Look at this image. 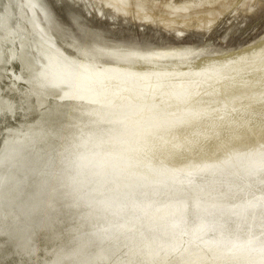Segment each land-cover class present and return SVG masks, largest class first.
<instances>
[{"label":"rangeland","instance_id":"374dc122","mask_svg":"<svg viewBox=\"0 0 264 264\" xmlns=\"http://www.w3.org/2000/svg\"><path fill=\"white\" fill-rule=\"evenodd\" d=\"M263 42L264 0H0V264H147V259H142L145 255L144 252L148 251L147 247L149 248V245L144 244L145 237H147L144 234L145 231L126 239V241H115L113 231L112 233L109 231L108 233L112 235L107 234L109 237L104 239L102 238L104 237L103 233L100 235L103 244L100 239L96 238V233L101 228H106L122 220L127 221L131 217L127 212H124L125 210L121 215L116 216L124 209L123 205L120 213L116 215L111 212L97 213L96 215L93 212L89 213L88 210L75 208L71 210V213L65 214V217L69 216L68 218H64L63 212H67L68 205L72 203L69 201L68 189H60L53 193H49L47 190L53 183V180H50L52 175L66 167L68 151H78L79 149L90 151L103 140L118 138L113 133H118L120 138H124L123 136L132 138L128 141L135 151L128 156H137V160H140L139 166L156 169L162 167L163 164L157 159L162 154L175 153V150L179 152L180 157L183 156L185 164L195 161L197 162L196 167H213L218 166L219 163L225 166L222 168L224 171L222 170L220 176L202 175L205 177H197V182L193 181L195 187L188 186L187 189L183 188V191L181 189L176 191V188L170 187L163 190L164 193L163 191L157 192L158 195L145 192L139 201L144 198L151 199L153 196L151 199L153 205H164L169 200L173 203V201H183L185 198L186 201L190 199V205L193 203L194 205L192 207L187 205L184 209L189 216L193 212L192 219L201 214L199 211H203L199 205H195L194 201L197 199H202L203 202L211 200V202L225 205L223 210L222 205V208L215 203L209 205V209L212 208L213 212L212 214L210 210L207 212L209 218L216 217L218 214V217H222L221 213L223 216L229 214L234 217L232 210L236 208L231 210V206L243 204L244 206L240 205L243 208L240 207L242 210L239 214L241 216L239 218H243L240 220L237 217V223L234 225H232L233 221L229 223L231 226L229 225L225 229L229 231L225 232L226 237L234 236L231 231L237 232L235 225L238 226V233L241 232V235L254 232L256 236H264V230H261L264 229L263 166L252 172L243 167L244 160L250 159L253 152H260L259 149L264 150V106L262 107L264 104L262 103L264 102V48H261L262 52L257 53L256 57L252 56V58V53L246 55L247 59L251 57L248 59L251 63L248 70L235 71L230 67L242 60L241 55L226 56L234 51L257 46ZM150 52L155 54L151 56ZM46 53H51L52 57L49 54L50 58H47L49 55ZM48 60L51 62L48 63ZM45 64L46 66L47 64L48 66L49 64L54 65V71L65 72L64 76L72 74L73 86L68 87L71 84L68 80L66 84L58 81L60 83L58 88L55 89L57 85L54 84L52 88L50 83L45 90L43 86L46 83L44 82H48L47 80L51 77L47 72L48 66L44 69L45 73L42 69L43 65L45 68ZM62 65H64L63 68ZM253 65H257V67H252ZM75 66L79 72L76 71ZM65 67L66 69L70 68V72ZM38 72L39 75H37ZM203 73L205 74L203 75ZM42 76L44 78H37ZM64 76L60 77L63 82H65ZM143 76H146L147 79L143 80L146 78ZM18 78L19 80H17ZM25 80H30L27 84L31 83L32 86L34 81L37 87L30 86L31 89H29L27 87L29 85L24 83ZM82 82L84 83L81 87L76 85ZM163 82L165 86H169L163 85V87ZM147 85L152 87L160 85L163 88L147 90L145 89ZM39 86L42 87L39 88ZM50 87L51 90H48ZM136 88L140 90L139 97L135 101H127ZM247 91L253 96H249ZM232 93L233 95H231ZM126 94L128 95L126 96ZM228 95H231L233 100ZM242 96L250 98L245 100ZM254 97L256 98L254 99ZM236 98L239 102L236 101ZM247 100L250 101L247 102ZM255 103L256 105H254ZM234 104L235 106H232ZM237 104L241 105L242 110ZM243 104L244 106L246 104L247 107L249 105V108L244 110ZM230 106L232 107L230 108ZM236 106L240 111L233 113L232 108L237 110ZM247 109L249 115L244 113ZM254 109L259 113H256L257 111L255 112ZM260 109L263 111L261 112ZM238 113H241L242 116ZM232 114L236 115L232 116ZM255 114L257 115L255 116ZM252 116L255 118L262 116L263 118H259L260 121L255 122L258 118L255 119ZM248 117L250 118L248 119ZM251 118L253 122L250 120ZM236 122L247 126L246 128L252 127V124L255 127L256 123L260 124L261 126L253 131V134L261 136L258 139L260 144L253 140L254 135L252 136V134H249L251 137L248 139L249 141H241L239 137L235 136L240 132V128L236 127L238 123L233 125ZM206 124H209L210 127ZM149 125L154 133H151ZM167 125L170 126L167 127ZM196 126L199 129H205L202 132L196 130L198 129ZM177 127L181 129L178 130ZM261 127L263 129L259 130ZM203 133L206 136H202ZM223 134L225 136L232 135V137L224 141ZM255 142L258 143L257 150L256 146L253 148ZM226 144H229L230 147H226ZM169 147H173L174 152ZM148 154L151 156L146 159ZM109 155L114 157L112 152H109ZM118 156L121 158L115 156L111 159L114 162L117 160L118 163H131L124 157L126 155L118 154ZM101 158L100 152L94 153L92 159H99L103 162ZM144 158L145 160H143ZM234 158L239 159L237 161ZM231 159L234 160L227 164L226 162ZM148 162L152 164H148ZM103 163L107 164V161ZM92 164L93 162L90 163V166ZM106 164H101V169H104L102 167H105ZM75 165L77 166V164ZM94 165L96 163L91 167ZM191 165L195 164H189V166ZM167 166L172 167L173 165ZM38 172H42V178L50 177V179L44 182V187L36 194L29 192V188L35 182ZM63 174V176L59 174V186L68 183L69 176L65 177V173ZM182 174L191 176V173L188 172ZM157 176L159 174H156ZM232 184H234L233 187ZM197 189L198 191H196ZM198 194L200 197L197 196ZM98 196L97 194L91 195L89 199L94 201ZM78 197L76 198L78 199ZM55 212L57 213L55 214ZM59 213L62 214V218L61 216L58 217L59 219L54 218ZM110 215L112 219H110ZM73 217L74 220H72ZM74 221L75 223H73ZM58 222L60 223L58 224ZM107 222L109 223L106 224ZM251 222H255V224ZM61 223L66 224L64 226ZM59 225L61 226L59 227ZM76 225L80 227L78 228ZM99 227L101 228L99 229ZM110 238L115 242H108L111 241ZM96 240L97 242H95ZM132 241L135 243L132 244ZM92 243L95 246H92ZM141 246L147 247L141 249ZM93 249L94 251H92ZM138 249L139 251L143 250V254L138 251L139 258L136 259ZM190 252L195 251L183 253L187 256L183 260L187 261L191 258L193 264L202 262V264H207L205 260H209L208 264H215L216 260V264H222L220 263L221 258L216 259L215 255L211 256L208 250L198 251V254L201 252L203 255L208 252V258L205 255L206 259L204 260L205 256L201 257V254L197 256L193 253L194 260L196 257L200 259H196V262L191 257L192 254L190 258L188 257ZM72 254H75L76 260ZM181 254L179 253V256ZM171 256L174 258L172 254ZM233 257L239 256H230L225 261H232ZM156 258L157 261L155 260L154 264H160L161 259ZM173 258H170L173 262H168L175 263ZM210 259H214V262ZM164 261L167 262V258ZM161 264L163 263L161 262Z\"/></svg>","mask_w":264,"mask_h":264},{"label":"bare ground","instance_id":"6f19581e","mask_svg":"<svg viewBox=\"0 0 264 264\" xmlns=\"http://www.w3.org/2000/svg\"><path fill=\"white\" fill-rule=\"evenodd\" d=\"M18 5V4H17ZM31 6V5H30ZM26 8V7H25ZM24 16V15H23ZM5 32V31H4ZM33 37V36H32ZM40 41V40H39ZM51 47V46H50ZM261 48H264V42L261 43L260 45H257V46H253V47H249V48H246V49H242V50H238V51H234L233 53H230L226 56H229V55H232V54H235V56L237 55H241L242 56V60L241 61H238L237 63L235 64H232L230 67L231 69L235 70V71H243L245 69H247L251 63H249L248 59L251 58L252 56H255L257 53L259 52H262L261 51ZM48 49V48H47ZM22 51V50H21ZM43 51V50H42ZM48 52V51H46ZM251 53L253 55H251V57H249L247 59V54ZM47 55H51L52 57V54L51 53H46ZM155 53L153 52H150L149 55H154ZM42 55V54H41ZM50 55L49 57L47 56V58H50ZM256 57V56H255ZM224 58V57H223ZM253 58V57H252ZM52 59V58H51ZM55 60V59H54ZM53 60V61H54ZM251 61V60H250ZM257 61V60H256ZM51 60H48V63H50ZM65 62V61H64ZM53 63V62H52ZM70 63V62H69ZM56 64V63H55ZM71 64V63H70ZM69 65V64H68ZM261 65V64H260ZM48 66V64H47ZM46 64H45V68H44V65L42 67L44 73L46 72L44 69H46ZM54 66V65H53ZM53 66L49 64V68L47 69L48 71V74L51 76L49 78V80H46L48 82H44L46 83L45 86H43V88L45 87V90L48 88H46V86H48L50 83L52 84V88L54 85H57L55 86V89L56 87L58 88L60 83H65L66 84V81L68 80L71 84L68 86L70 88V86H73V83H72V78H73V75L70 74V75H67V76H64V73H60L64 76V80L65 82H63L60 77L63 78V76L59 75V73L54 69H53ZM59 66V64H58ZM71 68H72V65H70ZM233 66V67H232ZM57 67V66H56ZM62 68L64 67V65L61 66ZM77 66H75L74 68L76 69V71L78 70L76 68ZM251 67V66H250ZM252 67H257L256 66H252ZM262 67V66H261ZM58 68V67H57ZM79 68V67H78ZM59 69V68H58ZM57 69V70H58ZM66 69V67H65ZM258 69V68H257ZM62 70V69H61ZM67 71L70 72V68L66 69ZM73 70V69H72ZM223 70V69H222ZM248 70V69H247ZM43 71L41 72L42 75H43ZM221 71V70H220ZM250 71V70H249ZM72 72V71H71ZM73 72H75V70H73ZM79 72V71H77ZM47 74V73H46ZM205 73H203L204 75ZM208 74V73H206ZM37 75H39V72L37 73ZM41 76V75H40ZM46 76V75H45ZM83 76V75H82ZM201 76V75H200ZM206 76V75H205ZM210 76V75H209ZM212 76V74H211ZM36 77V76H35ZM59 77V79H58ZM143 77H146V76H143ZM202 77V76H201ZM39 79H42L44 78L43 76L40 78V77H37ZM37 78H34V79H37ZM207 78V77H205ZM211 78V77H209ZM33 79V80H34ZM147 79L144 78L143 80ZM19 80V78L17 79ZM44 80V79H43ZM110 80V79H109ZM26 82H24L25 84L29 83L28 80H25ZM28 81V82H27ZM59 81V82H58ZM74 81V80H73ZM81 81V80H80ZM32 82V80H31ZM37 82H40V81H37ZM35 82V83H37ZM113 82V81H112ZM115 82V80H114ZM166 82V81H165ZM33 83V86H35L36 84H34V81L32 82ZM48 83V84H47ZM84 82H82L81 84H76L77 86H80L83 85ZM108 83V82H107ZM194 83V82H193ZM40 84H43L40 82ZM54 84V85H53ZM161 84V83H160ZM165 83L163 82L162 86L164 85ZM29 85V84H27ZM26 85V86H27ZM109 85V84H108ZM30 86H32V84L30 83L29 86V89ZM32 86V87H33ZM41 86V87H42ZM111 86V85H110ZM150 85H147L145 87V89L147 90H160V88L162 89L163 87H161L160 85L159 86H156L154 85L153 87L150 86ZM169 85H166L165 87H167ZM37 87V86H35ZM39 86V88H41ZM51 87L50 89L48 90H51ZM108 87V86H107ZM119 87V86H118ZM117 87V88H118ZM171 87V86H170ZM42 88V89H43ZM111 88V87H110ZM115 88V87H114ZM120 88V87H119ZM185 88V87H184ZM37 90V88H35ZM41 89V90H42ZM107 89V88H106ZM141 89V88H139ZM170 89V88H169ZM53 90V89H52ZM90 90V89H89ZM110 90V89H108ZM115 90V89H114ZM121 90V89H120ZM134 90V89H133ZM175 90V89H174ZM33 91V90H32ZM40 91V90H39ZM44 91V89H43ZM63 91V90H62ZM105 91V90H104ZM116 91V90H115ZM114 91V92H115ZM118 91V89H117ZM123 91V90H122ZM120 91V92H122ZM139 91L140 90H137V88L135 89L134 93H131V95L129 96L128 100L129 102H132V101H135L139 96ZM142 91V90H141ZM144 91V90H143ZM146 91V90H145ZM166 91V90H165ZM35 92V91H34ZM33 92V93H34ZM45 92V91H44ZM89 92V91H88ZM124 92V91H123ZM127 92V91H126ZM147 92V91H146ZM153 92V91H152ZM151 92V93H152ZM235 92V91H234ZM248 92V91H247ZM65 93V92H63ZM113 93V92H112ZM159 93V92H158ZM239 93V92H238ZM238 93H237V96H238ZM240 93H242L240 91ZM246 93V92H245ZM38 94V93H37ZM36 94V95H37ZM41 94H44V93H41ZM61 94V93H60ZM105 94V93H104ZM115 94V93H114ZM116 94H118L116 92ZM124 94V93H123ZM226 94V93H225ZM229 94V93H228ZM249 94V92H248ZM259 94V93H258ZM39 95V94H38ZM83 95V94H82ZM111 95V94H110ZM113 95V94H112ZM119 95V94H118ZM128 94H126L127 96ZM145 95V94H144ZM190 95V94H189ZM233 95V93L231 94ZM231 95L229 96V98L231 97ZM242 95V94H241ZM246 95V94H245ZM252 95L251 93L249 94V96ZM116 96V95H114ZM122 96V95H120ZM119 96V97H120ZM149 96V95H148ZM236 96V95H235ZM240 96V95H239ZM248 96V98L245 96V98H242L246 100L249 99L250 97ZM253 96V95H252ZM255 96V95H254ZM39 97V96H38ZM46 97V96H44ZM49 97V96H48ZM63 97V96H62ZM125 97V96H124ZM259 97V96H258ZM56 98V97H55ZM116 98V97H115ZM126 98V99H127ZM233 97H231L232 99ZM235 98V97H234ZM241 98V97H240ZM256 97H254L255 99ZM46 99V98H45ZM59 99V98H58ZM122 99V98H121ZM125 99V100H126ZM237 99V98H236ZM252 99V98H251ZM253 99V100H254ZM230 100V99H229ZM233 100V99H232ZM240 100V99H239ZM242 100V99H241ZM70 101V100H69ZM196 101V100H194ZM235 101V100H234ZM238 101V99L236 100ZM236 101H235V104H236ZM250 101V100H247V102ZM80 102V101H79ZM125 102V101H124ZM232 102V101H231ZM239 102V101H238ZM245 102V103H247ZM255 102V101H254ZM253 102V103H254ZM83 103V102H81ZM118 103V102H117ZM121 103V102H120ZM119 103V104H120ZM234 103V102H232ZM242 103V102H241ZM244 103V102H243ZM251 103V102H250ZM264 103V102H262ZM261 103V104H262ZM79 104V103H78ZM107 104V103H106ZM122 104H125V103H122ZM200 104V103H199ZM231 104V103H230ZM232 105V106H235ZM240 104V103H239ZM258 104V103H257ZM113 105V104H112ZM118 105V104H117ZM218 105V104H217ZM238 105V104H237ZM253 105V104H251ZM256 105V103L254 104ZM84 106V105H83ZM230 106V108L232 107ZM239 106V105H238ZM235 107V109H237V107ZM246 106V107H245ZM243 104L242 107H244V110L246 108H249V105L247 107V105ZM258 106H260V104H258ZM264 106V104H262V107ZM82 107V106H81ZM80 107V108H81ZM123 107V106H122ZM241 107V105L239 106V108ZM251 107V106H250ZM254 107V106H253ZM251 107V108H253ZM250 108V109H251ZM256 108V106H255ZM259 108V107H258ZM257 108V110H258ZM219 109V108H218ZM241 109V108H240ZM264 109V108H263ZM213 110V109H212ZM216 110V109H215ZM220 110V109H219ZM222 110V109H221ZM233 110V113L234 111H240V110H234V107L232 108ZM242 110V109H241ZM256 109H254V111L256 112L257 111ZM261 112L263 111L262 109H260ZM228 111V110H227ZM253 111V110H252ZM259 111V110H258ZM256 112V113H259V112ZM133 112V111H132ZM144 112V111H143ZM155 112V111H154ZM153 112V113H154ZM193 112V111H192ZM204 112V111H203ZM206 112V111H205ZM244 112V111H243ZM247 111L244 112L246 114H248ZM260 112V114H261ZM146 113V111H145ZM237 113V112H236ZM242 113V111H241ZM240 113V114H241ZM253 114V112H251ZM264 113V111H263ZM77 114V113H76ZM141 114V113H140ZM188 114V113H186ZM191 114V113H190ZM193 114V113H192ZM227 114V113H226ZM239 114V113H238ZM239 114V115H240ZM259 114V115H260ZM80 115V114H79ZM189 115V114H188ZM196 115V114H195ZM219 115V114H218ZM236 115V114H235ZM234 114H232V116H235ZM249 115V114H248ZM247 115V116H248ZM251 115V114H250ZM257 114H255L256 116ZM262 115V114H261ZM147 116V115H146ZM215 116V115H214ZM230 116V115H229ZM242 116V114L240 115ZM255 116L253 118H255ZM190 117V116H189ZM193 118V116H191ZM238 117V116H237ZM212 118V117H210ZM209 118V119H210ZM223 118V117H222ZM244 118V117H243ZM250 117H248L249 119ZM258 118V117H257ZM255 118V119H257ZM259 118H263L262 116L259 117ZM256 120L255 122H259L260 120ZM185 119V118H184ZM191 119V118H190ZM194 119V118H193ZM192 119V120H193ZM213 119V118H212ZM129 120V119H127ZM186 120V119H185ZM189 120V118H188ZM191 120V122H192ZM197 120H199V118H197ZM221 120V119H220ZM252 121V118L250 119ZM145 121V120H144ZM155 121V120H154ZM167 121V120H166ZM183 121V120H182ZM182 121H179V122H182ZM200 121V120H199ZM198 121V122H199ZM235 121V120H234ZM243 121H246V120H243ZM262 121V120H261ZM138 122V121H137ZM153 122V121H152ZM152 122H149L152 124ZM178 122V123H179ZM184 122H187V121H184ZM189 122V121H188ZM197 122V123H198ZM249 122V121H248ZM253 122V121H252ZM140 123V122H139ZM148 123V122H147ZM169 123V122H168ZM171 123V121H170ZM169 123V124H170ZM175 123V122H174ZM196 123V122H195ZM196 123V124H197ZM234 123V122H233ZM238 122H236L235 124L233 125H236ZM250 123V122H249ZM264 123V122H263ZM131 124V123H130ZM166 124V123H165ZM185 124V123H184ZM187 124V123H186ZM191 124V123H189ZM194 124V123H193ZM202 124V123H201ZM200 124V126H202ZM205 124V123H204ZM203 124V126H204ZM221 124V123H219ZM223 124V123H222ZM241 126H239V125ZM236 125V127L238 126L240 128V132H238L237 137L240 138L241 141H244V140H248L249 138H251L249 136V134L253 136V140L254 141H257L258 143L260 142V140H258L261 136H257L256 134H253V131L256 130L257 127H260L261 125L256 123V127L254 124H252L251 126L252 127H248L246 128L247 126H243L241 123H238ZM247 124V123H245ZM137 125V124H136ZM147 125V124H145ZM164 125V124H163ZM176 125V124H175ZM174 125V127H175ZM179 125V124H178ZM181 125V123H180ZM183 125V124H182ZM192 125V124H191ZM212 125V124H211ZM216 125V124H215ZM228 125V124H227ZM249 125V124H248ZM133 126V125H132ZM139 126V125H138ZM153 126V125H152ZM170 126V125H167V127ZM171 126H172V123H171ZM185 126V125H184ZM184 126H182L184 128ZM190 126V125H189ZM193 126V125H192ZM206 126H209V124ZM254 126V127H253ZM263 126V125H262ZM129 127V126H128ZM150 127V125H149ZM148 127V128H149ZM159 127V126H158ZM173 127V129H174ZM197 127V126H196ZM210 127V126H209ZM227 127H230V126H227ZM69 128V127H68ZM145 128V127H144ZM151 128V127H150ZM150 128H149V131H150ZM193 128V127H192ZM198 128V127H197ZM225 128V127H223ZM147 129V128H145ZM172 129V128H171ZM178 129V127H177ZM181 128H179L178 130H180ZM186 129V128H185ZM189 129V128H188ZM196 129V128H195ZM205 129V128H204ZM203 128L201 129H196V130H199V131H204ZM263 129V127H261L259 130ZM70 130V129H69ZM127 130V129H126ZM187 130V129H186ZM238 130V129H237ZM74 131V130H73ZM82 131V130H81ZM87 131V130H86ZM143 131V130H142ZM146 131V130H144ZM155 131V130H154ZM174 131V130H173ZM177 131V130H175ZM193 131V130H191ZM190 131V132H191ZM252 131V132H251ZM125 132V131H124ZM130 132V131H129ZM133 132V130H132ZM138 132V131H137ZM153 132L152 128H151V133ZM259 132V131H258ZM261 132V131H260ZM154 133V132H153ZM168 133V132H167ZM198 133V132H197ZM201 133V132H200ZM205 133V132H204ZM203 133L200 134L202 136H204L205 134ZM70 134V133H68ZM146 134V133H145ZM191 134V133H190ZM199 134V133H198ZM113 135H116V137L118 138H113V139H110V140H103V142H100L98 143L97 147L90 150V151H85V150H82V149H79L78 151H68V156L66 160L67 161V164H65V168H63V170H59V172H55L53 175H52V179H50V177H46L45 179L41 177V174L42 172H38L37 176H36V179H35V182L33 184H31L30 188H29V192H33V193H36L38 194L42 187H44V182L47 180H53V183L51 185V187L49 186L47 188L48 192L49 193H53V192H57L58 190L60 189H68V197H69V201H72V203L70 205H68V211L67 212H63V217H65V214L67 215V213H71V210L75 209V208H79L81 210H88L89 213L90 212H93V213H106V212H111L113 213V215L117 214V213H120L121 209H122V205L124 206V209H122V212L120 214H117L116 216H119L123 213V210H125L124 212H127L128 216L131 218H129L127 221L126 220H122V221H119L111 226H108L106 228H101L99 227V229L101 228V230H99L96 234V238L97 239H100V235H103L104 237H102L103 239L106 238V237H109L107 236L110 235L109 233H112L113 231V234H114V239L115 241H118V240H125L132 237V236H136V234H139L140 232L142 233L143 231L144 234L147 236L145 237V241H144V244L146 245H149V248L147 247L148 251L146 250L144 253L145 255L143 256L142 259H147L146 262L147 264H154L155 260L157 259L156 257H158V260L159 258L161 259L159 261V263L161 264V262L163 264L165 263H169L168 261H172L170 258H173L171 256V254L174 256L173 259L175 263H172L170 262L169 264H176V262L178 261L179 264H193V262L191 261L192 259L190 258V255L193 253L197 254V256L199 254H201V252L198 254V251L199 250H202L203 252H205L206 250L209 251V253H211L210 255L214 257V255L216 256L215 258L217 259L218 257L221 258V262L222 264H264V236L263 235H259V236H256V234L254 232H250V233H247L245 234L244 232V235H241L239 232L238 233V226L235 225L236 230L237 232L235 233L234 231L235 230H232L231 232H233L234 234H232L233 237H226V234L225 232H229L228 230H225L227 229L226 227L227 226H231V224L229 223H232L231 221H233L232 225H234L235 223H237L236 219H238L239 217H241L239 214L241 213L240 210H242L241 206H244L243 204H238V205H233L231 206V210L232 208H236L232 211H234L232 213V216L234 217H231V215L227 214V213H224V214H227V215H224L221 213L222 217H211L209 218V214H207V212H209V205H212V203H215V202H211V200H209V202H203L204 200H200V199H197L195 200V205H199L201 207V210L203 211H199L201 212L200 215H196L197 217H195L194 219H192V214L191 216L187 215L188 212L185 211V207L188 206H193V204L190 205V199L188 201H186L185 199L182 201H173L169 202L168 203H164V205L162 204H159V205H153L151 203V199H153V196L151 199H148V198H144L143 196V200L142 201H139V198L141 197L142 198V194L145 193V192H149V193H152L154 195H158L157 192H160L161 191H165V189H168L170 187L172 188H176V191L177 189L180 191V189L182 190L183 188L184 189H187L186 187H195L194 185V180H196L197 182V177H205V176H202V175H210L211 177H213V175H219L222 173V168L225 167L223 164L219 165L218 166H213V167H209V166H201V167H196V163L195 161H189V163L185 164L184 163V160L185 159H182L183 156H179V152H177L175 149H172L173 147H169V149L171 150L172 149V152H174L175 150V153H170V154H162L157 160L163 164L162 167H157L156 168H149V167H145V166H139L138 162L140 160H137V156H131L128 154L132 153L133 151H135L134 147H132V145L129 143V139L130 137L128 136H123L124 138H120V135H118V133H113ZM144 135V134H143ZM147 135V134H146ZM150 135V134H149ZM222 135V134H221ZM225 136V134H223ZM206 136V135H205ZM234 136V137H235ZM142 137V136H141ZM222 137V136H221ZM232 135H228V136H225L223 137L224 138V141L228 138H231ZM132 139V138H131ZM130 139V140H131ZM146 140V139H145ZM58 141V140H57ZM140 141V140H139ZM240 141V143H241ZM249 141V140H248ZM53 142V141H52ZM233 142V141H231ZM50 143V142H49ZM54 143V142H53ZM82 143V142H81ZM148 143V141H147ZM222 143V142H221ZM256 143V142H255ZM254 144L253 148L258 144ZM43 144V143H42ZM225 144V143H223ZM232 144V143H231ZM260 144V143H259ZM226 147H230L229 144H226L225 145ZM244 146V145H243ZM259 146V145H258ZM53 147V146H52ZM248 147V146H247ZM262 147V146H261ZM83 148V147H82ZM162 148H164L162 146ZM111 149V150H110ZM168 149V150H169ZM222 149V148H221ZM110 150V151H108ZM156 150V149H155ZM219 150V149H218ZM256 150H257V146H256ZM260 152H253V155L250 159H247V160H244V168H246L247 171L249 172H252L254 171V169H257L261 166H263V170H264V150L262 149H259ZM258 150V151H259ZM22 151V150H21ZM163 151V150H162ZM102 154V160L103 162L104 161H107V164L106 163H103L101 162L99 159H92L93 156H94V153H100ZM109 152H112V155L115 157H120L118 156V154H121V155H126L124 156L125 158L129 159V161H131V163H124V162H121V163H118L117 160H115L116 162H114L112 159L114 157L110 156L109 155ZM156 152V151H155ZM166 152V151H165ZM185 152V151H184ZM153 153V152H152ZM162 153V152H161ZM151 154V153H150ZM150 154H148V156L146 157V159H149V157L151 156ZM154 154V153H153ZM139 155V154H138ZM250 155V156H251ZM261 155V156H260ZM263 155V156H262ZM159 156V154H158ZM250 156H247L248 158ZM140 157V156H139ZM167 157V159H166ZM246 157V156H245ZM259 157V158H257ZM23 158V157H22ZM112 158V159H111ZM121 158V157H120ZM154 158V157H153ZM164 158V159H163ZM185 158V157H184ZM230 158V157H229ZM166 159V160H165ZM235 160L238 161L239 158H234ZM234 159H231V160H228L226 163H230L232 162ZM145 160V158L143 159ZM218 160V159H217ZM88 161V162H87ZM151 161V160H150ZM96 163V165H94V167H91L93 166V164L90 166V163ZM158 162V163H159ZM188 162V161H187ZM242 162V161H241ZM86 163V165H85ZM195 164V165H191L189 166V164ZM224 163V162H223ZM238 163V162H237ZM240 163V162H239ZM77 164V166L74 165ZM101 164H106L105 167H102L104 169H101L100 165ZM148 164H152L150 162H148ZM225 164V163H224ZM234 164V163H233ZM47 165V164H46ZM167 165H173L172 167H168ZM223 165V166H222ZM167 166V167H166ZM241 166V164H240ZM250 166V167H249ZM218 167V168H217ZM230 167V166H229ZM238 167V166H237ZM253 167V168H252ZM232 168V167H231ZM251 168V169H250ZM237 169H241V168H237ZM243 169V168H242ZM161 170V171H159ZM228 170V169H227ZM233 170V169H232ZM224 171V170H223ZM231 171V170H230ZM236 171V169H235ZM191 173V176L188 177L182 173ZM63 173H65V177L69 176V179H68V183L66 185H63V186H59L58 185V177H59V174H62V176L64 175ZM238 173V172H237ZM244 173V172H243ZM156 174H159V176L156 177ZM179 174V175H178ZM231 174H232V171H231ZM242 174V173H241ZM229 175V174H228ZM71 176V177H70ZM220 176V175H219ZM218 176V177H219ZM64 177V178H65ZM247 177V176H246ZM254 177V176H253ZM257 177V176H256ZM260 177V176H259ZM223 178V177H222ZM228 178V177H227ZM226 178V180H227ZM231 178V177H230ZM252 178V177H251ZM67 179V178H66ZM71 179V180H70ZM225 179V177H224ZM246 179V178H245ZM206 180V179H205ZM209 180V179H208ZM216 180V179H215ZM37 181V183H36ZM201 181V180H200ZM214 181V180H213ZM225 181V180H223ZM39 182H42V183H39ZM210 182V180H209ZM259 182V181H258ZM211 183V182H210ZM213 183V182H212ZM216 183V182H215ZM214 183V184H215ZM229 183V181H228ZM248 183V182H247ZM185 184V185H184ZM188 184V185H186ZM200 184V183H198ZM249 184V183H248ZM194 185V186H193ZM212 185V184H211ZM230 185V184H229ZM234 184H232V187H233ZM231 186V185H230ZM210 187V186H209ZM208 187V188H209ZM212 187V186H211ZM216 187V186H215ZM229 187V186H228ZM197 188V187H196ZM195 188V189H196ZM190 190V188H188ZM202 189V188H201ZM173 190V189H172ZM205 190V189H204ZM213 190V188H212ZM163 191V193H164ZM183 191V190H182ZM181 191V192H182ZM198 191V189L196 190ZM202 191V190H201ZM217 191V190H216ZM175 192V191H174ZM180 192V193H181ZM185 192V191H184ZM215 192V191H214ZM156 193V194H155ZM179 193V194H180ZM193 193V192H192ZM190 193V194H192ZM202 193V192H201ZM211 193V192H210ZM99 195L96 200L92 201L89 199V196L91 195ZM147 194V193H146ZM185 194V193H184ZM183 194V195H184ZM186 194H187V191H186ZM212 194V193H211ZM75 195V197H74ZM138 195V196H137ZM162 195V194H161ZM176 195V194H175ZM195 195V194H194ZM79 196V197H78ZM147 197V195H145ZM193 196V195H192ZM199 196V194L197 195ZM74 197V198H72ZM78 197V199L76 198ZM94 198V196H92ZM156 197V196H155ZM168 197V196H167ZM183 197V196H182ZM185 197V196H184ZM189 197V195L187 196V198ZM200 197V196H199ZM72 198V199H70ZM172 198V197H171ZM191 198V197H190ZM193 200H194V197H192ZM178 199H180L178 197ZM75 200V201H74ZM156 200V199H155ZM161 200V199H160ZM177 200V199H176ZM154 201V200H153ZM189 202V203H188ZM193 202V201H192ZM154 203H157V202H154ZM216 205H222V203L218 204V203H215ZM224 204V203H223ZM226 204V203H225ZM83 205H85L86 207H84ZM229 205V204H228ZM241 205V206H240ZM100 206V207H99ZM155 206V207H154ZM223 206V205H222ZM225 206V205H224ZM223 206L222 210L225 209ZM84 207V208H83ZM93 207V208H91ZM190 207V209H191ZM197 207V206H196ZM219 207V208H220ZM227 207V206H226ZM241 207V208H240ZM214 208V207H213ZM217 208V207H216ZM215 208V209H216ZM238 208V209H237ZM52 209V208H51ZM194 209V208H193ZM200 209V208H199ZM230 209V208H229ZM61 210V209H60ZM64 210V209H63ZM67 210V209H65ZM187 210V209H186ZM192 210V209H191ZM189 210V212L191 211ZM197 212L198 210L195 209ZM212 210V208H211ZM210 210V211H211ZM48 211V210H47ZM86 211V212H88ZM206 211V212H205ZM214 211V210H213ZM221 211V210H220ZM46 212V210H45ZM52 212V211H51ZM54 212V211H53ZM77 212V211H76ZM222 212V211H221ZM227 212V211H226ZM231 212V211H230ZM3 213V212H2ZM5 213V212H4ZM10 213V212H9ZM57 212H55L56 214ZM62 213V212H61ZM74 213V212H72ZM79 213V212H78ZM84 213V212H83ZM110 213V214H111ZM191 213V212H190ZM206 213V214H205ZM211 214L213 213L212 211L210 212ZM218 213V212H217ZM220 213V212H219ZM11 214V213H10ZM54 214V213H53ZM52 214V215H53ZM54 214V215H55ZM109 214V213H108ZM108 214H105V215H108ZM125 214V213H124ZM127 214H126V217H127ZM6 215V214H5ZM49 215V214H48ZM46 215V216H48ZM51 215V216H52ZM60 213L57 215V217H54V218H57L59 219L58 217L61 216ZM70 215V214H69ZM79 215V214H78ZM92 215V214H91ZM101 215V214H100ZM215 215V213H214ZM220 215V216H221ZM264 215V214H263ZM4 216V215H3ZM50 216V217H51ZM56 216V215H55ZM61 216V218H62ZM75 216V215H73ZM80 216V215H79ZM84 216V215H83ZM111 216V215H110ZM109 216V217H110ZM258 216V215H257ZM262 216V215H261ZM69 217V216H68ZM67 217V218H68ZM81 217V216H80ZM94 217V216H93ZM97 217V216H96ZM114 217V216H113ZM238 217V218H237ZM259 217V216H258ZM1 218V216H0ZM9 218V216H8ZM84 218V217H82ZM90 218H92V216H90ZM99 218V217H98ZM106 218V217H104ZM123 218V217H122ZM243 218V217H242ZM242 218H239L240 220ZM257 218V217H256ZM255 218V219H256ZM261 218V217H260ZM264 218V216H263ZM18 219V218H17ZM47 219V218H45ZM53 219V218H52ZM79 219V217H78ZM89 219V218H87ZM100 219V218H99ZM98 219V220H99ZM112 219V216L111 218ZM124 219V218H123ZM127 219V218H126ZM232 219V220H231ZM258 219V218H257ZM8 220V219H7ZM48 220V219H47ZM51 220V219H50ZM71 220V218H70ZM72 220H74V217L72 218ZM81 220V219H80ZM91 220V219H90ZM89 220V221H90ZM96 220V219H95ZM117 220V219H116ZM16 221V220H15ZM55 222L57 220H54ZM65 221V220H64ZM68 222V220H66ZM79 221V220H78ZM82 221V220H81ZM85 221V220H84ZM104 221V220H103ZM111 221V220H110ZM244 222L246 221L243 220ZM262 221V219H261ZM106 222V221H105ZM248 222V220H247ZM250 222V221H249ZM259 222V221H258ZM8 223V222H7ZM50 223V222H49ZM53 223V222H52ZM60 222H58L59 224ZM64 223V222H63ZM61 223V224H63ZM72 223V222H71ZM75 223V221L73 222ZM80 223V221H79ZM88 223V221H87ZM90 223V222H89ZM92 223V222H91ZM109 222H107L106 224H108ZM228 223V224H227ZM241 223V221H240ZM251 223H254L255 222H251ZM257 223V222H256ZM66 224V223H65ZM65 224H63L65 226ZM83 224H85V222H83ZM95 224V223H94ZM93 224V225H94ZM112 224V223H111ZM239 224V223H238ZM244 224V223H243ZM4 225H5V222H4ZM47 225V224H46ZM54 225V223H53ZM52 225V227H53ZM91 225V224H90ZM101 225V223H100ZM105 225V224H104ZM110 225V224H109ZM240 225V224H239ZM242 225V224H241ZM240 225V226H241ZM249 225V224H248ZM259 225V224H258ZM257 225V226H258ZM261 225V224H260ZM264 225V224H263ZM7 226V225H6ZM61 225H59L60 227ZM68 226V225H67ZM77 226V225H76ZM98 226V225H97ZM130 226L135 228L134 230L132 229V231L130 230V228H128ZM243 226V225H242ZM251 226V225H249ZM256 226V225H255ZM256 226V227H257ZM78 227V226H77ZM80 227V226H79ZM78 227V228H79ZM88 227V226H87ZM233 227V226H232ZM247 227V226H246ZM246 227L245 230H246ZM253 227V225H252ZM261 227V226H259ZM258 227V228H259ZM2 228V227H1ZM3 228H5V226H3ZM71 228V225L69 227V230ZM76 228V227H75ZM96 228V227H95ZM229 228V227H228ZM77 229V228H76ZM86 229V228H85ZM103 229V230H102ZM145 229V230H143ZM232 229V228H231ZM230 229V230H231ZM235 229V228H234ZM68 230V231H69ZM225 230V231H224ZM258 230V229H257ZM261 230H264V229H261ZM260 230V231H261ZM20 231V230H19ZM72 231V230H71ZM95 231V230H94ZM97 231V229H96ZM95 231V232H96ZM110 231V232H109ZM243 231V230H242ZM247 231V230H246ZM252 231V229H251ZM253 231H254V228H253ZM259 231V230H258ZM76 232V231H75ZM109 232V233H108ZM249 232V231H248ZM257 232V231H256ZM263 232V231H262ZM94 233V232H92ZM242 233V234H243ZM260 233V232H259ZM71 234V233H70ZM83 234V233H82ZM91 234V233H89ZM237 234V235H236ZM79 235V234H78ZM93 235V234H92ZM95 235V234H94ZM112 235V234H111ZM110 235V236H111ZM144 235V236H145ZM231 235V234H230ZM240 235V236H239ZM88 236V234H87ZM90 236V235H89ZM149 236V237H148ZM14 237V236H13ZM67 237V236H66ZM86 237V236H84ZM92 237V236H91ZM140 237V236H139ZM138 237V238H139ZM155 237V238H154ZM53 238V237H52ZM89 238V237H87ZM135 238V237H134ZM142 238V236H141ZM248 238V239H247ZM249 238H252V239H249ZM91 239V238H90ZM95 239V238H93ZM111 239V238H110ZM113 239V237H112ZM108 241V242H115V241ZM133 239V238H132ZM136 239V238H135ZM154 239V240H152ZM84 240V238H83ZM82 240V241H83ZM102 241V239H100ZM107 240H109L107 238ZM142 240V239H141ZM25 241V240H23ZM81 241V242H82ZM92 241V240H91ZM124 241V242H125ZM85 242V241H84ZM97 242V240L95 241ZM135 241H132V244H134ZM142 242V241H141ZM85 243H88V242H85ZM105 243V242H104ZM126 243V242H125ZM128 243V242H127ZM138 243V242H137ZM83 244V243H82ZM91 244V243H90ZM93 244V243H92ZM102 244H103V241H102ZM116 244V243H115ZM118 244V242H117ZM152 247H151V245ZM81 245V244H80ZM84 245V244H83ZM89 245V243H88ZM99 245V244H98ZM123 245V244H122ZM125 245V244H124ZM79 246V245H78ZM92 246H95L94 244ZM117 246V245H116ZM126 246V245H125ZM131 246V245H130ZM134 246V245H133ZM136 246V244H135ZM100 247V245H99ZM119 247V246H117ZM142 247V246H141ZM140 247V248H141ZM146 247H142L141 249L143 248H146ZM89 248V247H88ZM87 248V249H88ZM137 248V247H136ZM154 248V249H153ZM53 249V248H52ZM81 249V248H80ZM92 249V248H91ZM96 249V248H95ZM127 249V247H126ZM130 249V248H129ZM187 249H190V250H187ZM36 250V249H35ZM75 250L76 248L74 249V253H75ZM73 251V250H72ZM91 251V250H90ZM94 251V249L92 250ZM91 251V252H92ZM136 251V249H135ZM139 251V249L137 250V252ZM143 251V250H142ZM142 251H139V252H142ZM187 251H195V252H190V254H188L189 258L187 261H185V259L183 260V258L186 256V255H183L186 254ZM79 252V251H78ZM76 252V253H78ZM82 252V251H81ZM88 252V251H87ZM128 252H131V250H128ZM136 252V253H137ZM139 252L137 253V255L139 254ZM146 252H150V253H146ZM159 252V253H158ZM162 252V253H161ZM202 252V253H203ZM27 253V252H26ZM30 253V252H29ZM132 253H135V252H132ZM131 253V254H132ZM135 253V254H136ZM179 253H182L180 256H179ZM189 253V252H188ZM207 254V258H208V252H206ZM14 254V253H13ZM24 254V253H23ZM84 254V253H83ZM86 254V253H85ZM130 254V255H131ZM143 254V252L141 253ZM28 255V254H27ZM71 255V254H69ZM74 255L75 257V254H72ZM201 254V257H204L205 255ZM196 256V255H195ZM230 256H239L237 258H234L233 257V260L232 261H225L226 258H230ZM241 256V257H240ZM9 257V256H8ZM72 257V256H70ZM83 257V256H81ZM87 257V256H86ZM91 257V256H90ZM136 257V256H134ZM181 257V258H180ZM187 257V256H186ZM193 257V260H194V255L191 256ZM77 257H75L74 259L76 260ZM100 258V257H99ZM139 258V255L138 257H136V259ZM167 258V262L164 261V259ZM198 257H196L197 259ZM200 258V256H199ZM209 258H211L209 256ZM232 258V257H231ZM59 259V258H57ZM86 259V258H85ZM180 259V261H179ZM196 259L194 260L196 262ZM206 259V256L203 258V260ZM87 260V259H86ZM89 260V259H88ZM93 260V259H91ZM100 260V259H99ZM104 260V259H103ZM197 260H200V259H197ZM202 260V261H203ZM210 260H213L212 262H214V259H210ZM219 260V259H218ZM217 260V262H218ZM224 260V261H223ZM45 261V260H44ZM79 261V259H78ZM85 261V260H84ZM83 261V262H84ZM157 261V260H156ZM182 261H185L184 263ZM200 261V262H202ZM208 264L209 260H205ZM223 261V262H222ZM80 262V261H79ZM94 262V261H93ZM149 262V263H148ZM165 262V263H164ZM205 262V263H206ZM81 263V262H80ZM85 263V262H84ZM103 263V262H102ZM177 263V264H178ZM203 263V262H202ZM200 263V264H202ZM211 263V262H210ZM90 264V263H89ZM140 264V263H139ZM144 264V263H143ZM157 264V263H156ZM199 264V263H198ZM215 264H216V260H215Z\"/></svg>","mask_w":264,"mask_h":264}]
</instances>
